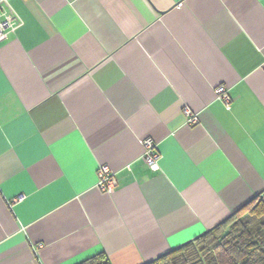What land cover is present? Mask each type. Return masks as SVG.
Listing matches in <instances>:
<instances>
[{"label": "crops", "instance_id": "0c3cea01", "mask_svg": "<svg viewBox=\"0 0 264 264\" xmlns=\"http://www.w3.org/2000/svg\"><path fill=\"white\" fill-rule=\"evenodd\" d=\"M5 17L0 264H144L264 190V0H10Z\"/></svg>", "mask_w": 264, "mask_h": 264}, {"label": "trees", "instance_id": "16d2710c", "mask_svg": "<svg viewBox=\"0 0 264 264\" xmlns=\"http://www.w3.org/2000/svg\"><path fill=\"white\" fill-rule=\"evenodd\" d=\"M79 264H111L98 254ZM144 264H264V190L221 223Z\"/></svg>", "mask_w": 264, "mask_h": 264}, {"label": "built area", "instance_id": "2783aa9c", "mask_svg": "<svg viewBox=\"0 0 264 264\" xmlns=\"http://www.w3.org/2000/svg\"><path fill=\"white\" fill-rule=\"evenodd\" d=\"M10 0H0V7L2 3ZM12 28V23L8 17L0 18V38L4 36L8 30ZM216 96L221 99L226 108L231 109L232 96L229 89L225 85H219L216 87ZM184 112L188 117V121L191 123L198 122V117L192 112L189 107L184 108ZM144 148V162L152 170L159 169L160 152L157 149L156 143L152 137H145L141 140ZM131 169L130 167H128ZM117 186V178L115 172L110 168L109 165H101L98 169V183L97 187L100 191L105 193H112Z\"/></svg>", "mask_w": 264, "mask_h": 264}]
</instances>
